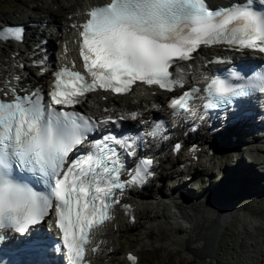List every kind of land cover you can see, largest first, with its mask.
Returning a JSON list of instances; mask_svg holds the SVG:
<instances>
[{"label":"snow or ice","instance_id":"snow-or-ice-1","mask_svg":"<svg viewBox=\"0 0 264 264\" xmlns=\"http://www.w3.org/2000/svg\"><path fill=\"white\" fill-rule=\"evenodd\" d=\"M261 4L264 9V0ZM87 16L79 35L90 81L81 72L62 67L54 73L47 102L38 93L0 99V230L29 232L54 211L72 264H83L90 232L110 219L117 193L153 175V161L141 160L127 172L108 143L125 146L114 136L91 141L95 151L69 161V154L89 142L96 127L135 120L137 114L96 120L64 108L74 107L79 97L95 90L126 93L137 81L168 91L183 88V79L170 69L191 59L200 45L223 42L264 52V10H254L251 0L219 9L210 8L206 0H110ZM21 33L22 29H3L0 38L22 39ZM201 91L209 108L231 105L253 93L264 94V74L235 73L232 80L212 77L205 88L173 97L170 107L186 109V99ZM16 173L36 177L44 190L18 180ZM122 173L130 178L121 180Z\"/></svg>","mask_w":264,"mask_h":264},{"label":"bare ground","instance_id":"bare-ground-1","mask_svg":"<svg viewBox=\"0 0 264 264\" xmlns=\"http://www.w3.org/2000/svg\"><path fill=\"white\" fill-rule=\"evenodd\" d=\"M55 1L63 11L67 12L69 19L67 25L65 23L61 26L55 25L54 18L47 14L12 18L25 23L28 28L22 44L16 41H0V93L3 96H9L6 89L8 80H11L10 83L16 84L18 88L29 89L38 82H47L51 65L76 59L75 39L79 31L76 24L84 20L86 8L106 0ZM227 1L229 0H209L211 4ZM37 10H41L40 7ZM5 21L8 22L6 17L0 23ZM34 23H37V26L33 25ZM52 38H56L59 44L53 42ZM44 39L48 41L47 44L42 43ZM45 45L55 49L52 53V64L34 65L42 56L39 53L40 48ZM221 52L223 51L215 50V48H201L189 62L175 64L174 75L182 78L185 85L191 83L201 85L212 67L207 61L209 54ZM15 75L19 79H13ZM123 96L128 100V103L124 105H117L118 102L115 99L117 97L107 92H94L91 96L84 97L79 103L91 113L102 114L100 116L113 112L130 117L131 113L135 112L136 119H129L134 125L141 127L157 114H164L169 120L171 119L164 107L165 94L153 85L137 84ZM192 105L190 113L178 114L174 117L173 122H179L180 127L172 128L169 124V127L165 129L166 132L155 137L152 141V149L149 150L150 154L159 161L154 168L156 174H161L160 171L164 167L161 161H163L164 165L174 169L175 177L156 190L151 184L158 177L147 179L142 185L128 187L118 200L117 210L107 225L93 233L90 245H96V250L89 252L91 264H121V261L133 264L125 259L126 252L114 243L124 234L133 235L140 246L159 247L167 252L184 247L187 252L205 259L216 257L220 238L228 226L235 228L234 226L237 225L242 234L250 236L257 237L260 234L258 232L264 233V213L262 214L264 212V170L262 174L254 167V164L264 165V154H261L264 151V145L261 143L264 136H261L259 132L254 133L258 127L253 128L251 133L254 134L249 137L255 143L250 150H247L251 155L247 159L242 154L234 168L229 160L242 150L240 144L246 138L239 139L238 133L244 132L243 128L241 129L233 123L234 121L228 119H208L198 112L197 103ZM105 109L109 113H105ZM262 113H264V106L261 108ZM259 120L262 125L258 126L264 127V118ZM191 126L198 131L192 132ZM203 127L205 131L201 133L200 130ZM210 127L211 133L208 132ZM178 130L184 134L179 136ZM232 134L236 137L234 140L230 138ZM176 136L183 139L185 146L188 144L187 141L192 143L198 141L204 145L205 149L201 151V158L197 161L191 160L187 157L189 152L186 147L183 150L186 155L184 160L170 148L167 149V142ZM206 156L209 159L208 166L206 169H201L199 165ZM217 167L224 173H221L219 185L211 182V189L204 190L200 196L208 197V194L215 192L220 194L224 189H231L238 193L223 197L212 195L204 201L195 193L198 177L214 175ZM186 174L191 177L188 183L179 179ZM184 185L186 187L182 189ZM132 217L135 221L131 220ZM31 264H37V262L34 261Z\"/></svg>","mask_w":264,"mask_h":264},{"label":"rangeland","instance_id":"rangeland-1","mask_svg":"<svg viewBox=\"0 0 264 264\" xmlns=\"http://www.w3.org/2000/svg\"><path fill=\"white\" fill-rule=\"evenodd\" d=\"M39 7L41 10L38 11L37 8ZM46 14L54 18L55 25L60 24L61 26L62 23L67 25L69 22L67 12L63 11L61 6H59L55 0H0V21L4 17H6V19L9 21L14 22L12 18L18 16H39ZM52 41L59 44L58 40L55 38H52ZM115 99H117V105H124L128 103V100L124 96H119ZM204 131L205 129L200 130L201 133H204ZM178 132L179 136L184 134L181 130H178ZM238 135L239 139H246L240 144L242 150L239 152V154H234L229 160L230 164H232L234 168H236L235 166L242 154L248 159V156L251 154L247 150H250V148H252L253 144L255 143L253 142L252 138L250 139L249 136L251 135L243 136L242 133H238ZM176 137L179 139L178 136ZM261 143L264 145V139L261 140ZM166 146L167 149L171 147L170 143L168 142ZM261 154H264V151ZM163 166L164 167L160 171L161 174H158V178L153 182V184H151L154 190L166 185L171 179L175 177L176 173L174 172L173 168L164 165V163ZM199 166L201 169H206L208 166V161L203 158L201 160V165ZM254 167L255 169L259 170L260 173H262L264 170V165L254 164ZM221 173L223 172L217 167L215 168V174L212 176L204 177V175H199V181L196 184V195H199V197H202L201 199L205 201L212 195L223 197L227 195L232 196L233 193L237 194V191L224 189L226 191L223 190L220 194L215 192L210 193L211 195L208 194V197L203 198V195L200 196L204 190L211 189V182L217 186L219 185L218 183ZM190 178L191 177L186 174L182 175L179 179H181V181L184 183H188ZM185 187L186 186L184 185L182 189ZM243 198L244 197H242V199ZM244 200L247 201L246 198H244ZM263 213L264 212H262V214ZM234 227L235 228L228 226L227 230L223 231V234L220 238V244L217 248L218 251L216 250V257H206L205 259L200 258V256L197 254L187 252L184 247H180L175 251L167 252L161 250L159 247L150 248L146 245L140 246L137 243L136 238L131 234H124L120 240H117L114 243L116 246L119 245L124 252L126 249H131L136 252L139 257L138 264H264V233L262 234L261 232H258V234H260L257 235V237L256 235L250 236L248 234H242V232L239 231L237 225ZM121 264H127V262L121 261Z\"/></svg>","mask_w":264,"mask_h":264}]
</instances>
